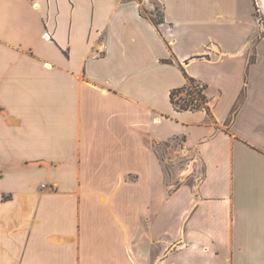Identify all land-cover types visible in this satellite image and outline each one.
<instances>
[{
    "label": "crops",
    "instance_id": "obj_1",
    "mask_svg": "<svg viewBox=\"0 0 264 264\" xmlns=\"http://www.w3.org/2000/svg\"><path fill=\"white\" fill-rule=\"evenodd\" d=\"M154 2L158 26L142 13ZM254 10L0 0V264H264ZM180 63L208 85L212 114L174 106ZM174 138L188 173L166 172L160 151Z\"/></svg>",
    "mask_w": 264,
    "mask_h": 264
},
{
    "label": "rangeland",
    "instance_id": "obj_2",
    "mask_svg": "<svg viewBox=\"0 0 264 264\" xmlns=\"http://www.w3.org/2000/svg\"><path fill=\"white\" fill-rule=\"evenodd\" d=\"M254 4H255V10H254V15H255V19L257 21L256 24V31L254 34V37L251 40V56H252V61H255L257 58V54H256V45L258 42L260 47L258 49V56L260 59V62L262 64H264V7L262 5L261 0H254ZM142 13L144 15H152L154 17H158V15H160L162 13V9L161 6L158 2H154L153 4V8H148L147 6L143 5L142 6ZM246 88L247 86L245 85L244 88L242 89V92L239 96L238 101L240 100V98H242V102L241 104L244 102L245 96H246ZM207 94V93H206ZM188 95V91L184 90L182 92L179 93V95L176 97V100H178L179 98H181L182 96H187ZM237 101V103H238ZM236 103V105H237ZM235 105V107H236ZM211 106V104H210ZM240 107V106H239ZM233 112V111H232ZM211 113H212V106H211ZM236 113L234 114L233 118L232 117V113L229 115L227 122L228 124H230L235 117ZM168 143V144H167ZM165 145L162 146V148L164 150L160 151V154H162V158L164 159V162L166 164V172L171 173L172 171H176V169L181 168L180 170H186V166L187 163L189 162V158L187 160L186 155L183 153L184 151H182L181 149V144H182V139L180 138H174L172 141H168ZM169 145V147H168ZM163 155H167L169 159H174L175 161H171V160H165L166 157H163ZM175 167V168H174ZM180 170H178L177 172L186 174L188 173L187 171H184L186 173H184L183 171L181 172ZM194 175L201 177L202 173H203V165L202 163L199 161L198 163H196V165L194 166L193 169ZM195 181V177L190 178L189 182L193 183ZM181 181L179 179L174 181V185L180 183Z\"/></svg>",
    "mask_w": 264,
    "mask_h": 264
},
{
    "label": "trees",
    "instance_id": "obj_3",
    "mask_svg": "<svg viewBox=\"0 0 264 264\" xmlns=\"http://www.w3.org/2000/svg\"><path fill=\"white\" fill-rule=\"evenodd\" d=\"M152 22L158 26L160 23L164 22V16L163 13L158 15V17L150 16L147 15ZM163 62H170L174 63L175 61L173 59H163ZM180 67L182 68L183 72L185 73L187 77V83L186 85L182 87H177L171 90L170 96L171 100L174 104V106L179 109V110H195V109H205L209 114L211 113V106H210V99L208 95L206 94V89L208 88V85L206 83H202L198 81L196 78L190 76L184 65L180 63ZM187 90L188 95L187 96H182L178 100H176V97L179 95L180 92ZM242 98L238 101L236 107L234 108L232 112V117L234 114L237 112L239 106L241 105Z\"/></svg>",
    "mask_w": 264,
    "mask_h": 264
},
{
    "label": "bare ground",
    "instance_id": "obj_4",
    "mask_svg": "<svg viewBox=\"0 0 264 264\" xmlns=\"http://www.w3.org/2000/svg\"><path fill=\"white\" fill-rule=\"evenodd\" d=\"M261 2H262V5H263V7H264V0H261Z\"/></svg>",
    "mask_w": 264,
    "mask_h": 264
}]
</instances>
